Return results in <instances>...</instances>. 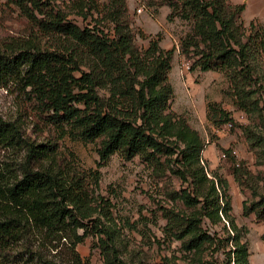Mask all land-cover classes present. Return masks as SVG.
<instances>
[{
    "label": "trees",
    "instance_id": "1",
    "mask_svg": "<svg viewBox=\"0 0 264 264\" xmlns=\"http://www.w3.org/2000/svg\"><path fill=\"white\" fill-rule=\"evenodd\" d=\"M4 1L30 28L27 35L0 45L1 85L14 82L29 89L44 124L60 138L96 143L99 167L114 154L126 161L138 157L153 169L168 167L184 183L190 177L193 185H209L205 195L185 187L173 192L172 198L188 208L202 201L217 213L229 211V198L223 196L221 207L213 196L217 194L214 181L203 172L202 140L170 109L174 49L162 48L158 34L146 35L134 27L126 0ZM165 4L170 10L167 20L179 18L189 24L180 40L181 54L191 61L189 70L221 73L228 85L225 94L234 106L262 117L264 24L250 21L245 27V4L231 0H167ZM69 14L90 20L79 26L68 19ZM136 37L146 40V46H139ZM75 71L79 77L73 75ZM210 109L230 121L216 104ZM21 143L14 125L0 118V145L16 148ZM23 147L20 173L10 176L11 170L6 169L8 175L0 170V261L62 264L41 258L30 245L40 244L43 238H67L70 264H84L75 246L91 235L105 264H127L111 244L110 232L93 217L97 200L108 202L95 193L100 173L77 167L73 155L62 156L56 143H24ZM173 155L180 168L167 164ZM237 171L235 167L231 171L236 181ZM221 187L224 190L226 185ZM242 213L264 221V197L244 203ZM164 217L177 239L192 234L184 242L186 250H198L212 240L195 218L169 211ZM235 242L233 264H248L246 245ZM163 264L175 263L165 260Z\"/></svg>",
    "mask_w": 264,
    "mask_h": 264
},
{
    "label": "rangeland",
    "instance_id": "2",
    "mask_svg": "<svg viewBox=\"0 0 264 264\" xmlns=\"http://www.w3.org/2000/svg\"><path fill=\"white\" fill-rule=\"evenodd\" d=\"M233 1L246 5L242 15L245 27L250 21L264 24V10L258 13L264 7V0ZM166 2L126 0L134 27L146 35L152 34L139 26L138 18H157L163 9L168 8ZM260 5L262 7L259 8ZM137 8H142V12L137 13ZM160 18L163 27L152 35L160 36L162 48L174 49L169 72L174 89L170 109L202 140L200 164L207 178L214 181L217 194L213 196L218 198V204L223 207V196L229 198L228 212L224 209L217 213L202 201L188 208L180 199L172 198L173 192L185 187L195 195H205L209 185L206 182L193 185L190 177L184 183L168 167L153 169L138 157L126 161L118 154L112 155L99 167L96 143H84L70 136L60 138L58 132L44 124L38 114V103L29 89L23 90L14 82L0 84V118L14 125L22 143L16 148L0 145V170L4 173L6 169L11 170L10 176L20 173L24 143H56L61 155H73L80 169L97 170L100 179L95 193L108 202L97 200L93 217L99 218L110 232L111 244L127 264H163L165 260L175 264H233L236 239L247 247L248 264H264V221L256 220L254 214L244 216L242 213L244 203L264 197V103L260 104L262 117L247 114L237 109L225 94L228 85L221 73L189 70L191 61L180 52V40L189 31V24L179 18L169 21L167 15ZM68 19L79 26L90 20L84 22L73 14H69ZM29 28L25 18L14 7L0 0V45L9 39L27 35ZM136 42L139 46L147 44L139 37H136ZM80 68L86 70L84 66ZM73 75L79 77L80 73L75 71ZM211 104L227 112L230 121L215 116L209 110ZM178 145L183 147L180 141ZM223 153L225 157H222ZM176 158L173 155L167 162L174 169L181 166ZM234 167L238 169V181L231 174ZM222 184L226 185L224 190ZM167 211L185 219L199 220L200 230L212 240L198 250H186L184 242L192 234H187L182 240L177 239L167 229V218L164 217ZM40 241V244L30 246L41 258L70 264L71 247L67 238H43ZM75 250L84 264H105L104 255L96 246V238L91 235L78 243ZM0 264L10 263L0 261ZM20 264L34 263L28 259Z\"/></svg>",
    "mask_w": 264,
    "mask_h": 264
},
{
    "label": "crops",
    "instance_id": "3",
    "mask_svg": "<svg viewBox=\"0 0 264 264\" xmlns=\"http://www.w3.org/2000/svg\"><path fill=\"white\" fill-rule=\"evenodd\" d=\"M233 4H240L236 1H233L232 2ZM262 7L261 5L259 6V8ZM246 5H245V10L243 11V14L245 13L246 11ZM264 10V7L262 9H259L258 13L261 14L262 11ZM169 12V9L168 8H165V10L163 9V12L155 19H152L151 17H145V16H142L140 18H138V22L139 23V26L143 29H145L148 33H155L157 30L160 29V27L162 28L163 27V22L160 18V16H162L163 18L166 17V15L168 14ZM257 13V14H258ZM137 20V18H136ZM166 31V30H165ZM169 35V34H168Z\"/></svg>",
    "mask_w": 264,
    "mask_h": 264
},
{
    "label": "built area",
    "instance_id": "4",
    "mask_svg": "<svg viewBox=\"0 0 264 264\" xmlns=\"http://www.w3.org/2000/svg\"><path fill=\"white\" fill-rule=\"evenodd\" d=\"M136 12L137 13H141L142 12V8H137L136 9ZM222 157H225V153L222 154Z\"/></svg>",
    "mask_w": 264,
    "mask_h": 264
}]
</instances>
